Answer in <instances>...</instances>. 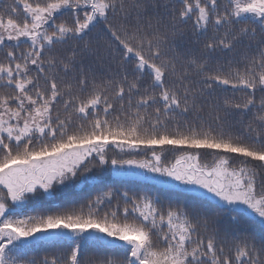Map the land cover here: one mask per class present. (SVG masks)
Listing matches in <instances>:
<instances>
[{
    "label": "snow or ice",
    "instance_id": "1",
    "mask_svg": "<svg viewBox=\"0 0 264 264\" xmlns=\"http://www.w3.org/2000/svg\"><path fill=\"white\" fill-rule=\"evenodd\" d=\"M189 24L207 37L200 55L177 50ZM237 49L211 67L213 54ZM233 114L252 115L244 132L225 131ZM130 180L158 187L122 190ZM74 182L103 191L25 211ZM45 245L60 251L30 256ZM93 246L122 255L86 261ZM0 264H264V0L0 9Z\"/></svg>",
    "mask_w": 264,
    "mask_h": 264
},
{
    "label": "trees",
    "instance_id": "2",
    "mask_svg": "<svg viewBox=\"0 0 264 264\" xmlns=\"http://www.w3.org/2000/svg\"><path fill=\"white\" fill-rule=\"evenodd\" d=\"M10 3V0H0V9L6 8L7 5ZM161 14H163V10H161ZM22 14L17 16V19H22ZM168 21L165 20V23ZM185 32L186 37L184 39H177V50L186 54H197L200 55L202 52V45L204 41L207 39V37H195L191 33V24L185 26ZM209 35H212V33H209ZM93 43L98 44L101 47V50H103L104 47V39L102 36H99L97 34H93ZM199 40V43L197 44L195 41ZM255 47V45H253ZM243 49H237L234 53H226V52H217L213 54L210 58V65L211 67L215 68L220 65L227 66V62L230 59H238L240 52ZM129 74L132 73V68L129 67L127 69ZM146 83V81H145ZM224 93H217L216 97H212L211 99L213 101L216 100L217 97H219L221 106H222V98ZM209 109H205L204 112L200 113V115L203 117L204 122L207 124H212L213 127H216L215 122L209 117L208 115ZM223 115V113H221ZM252 120V115L248 114L246 116H239L236 114H233L229 117H227V123L224 125L225 131H231L234 134L240 133L245 131V125ZM177 121L180 123L181 126L186 127L187 124L192 125H199L201 121L196 120L194 117H189L187 124L183 119L177 118ZM204 152V150H201ZM143 158V157H140ZM203 162H210L211 156L210 155H202L201 156ZM167 160L174 161V154L172 152H169L166 154ZM100 176L105 177V183L109 186L114 187H121V183L118 178L112 177L110 173L108 172H101L99 173ZM115 180L116 183L113 185L112 181ZM158 186H149L145 185L141 181H127L123 182L122 190H128L130 192L136 193H143V192H150L154 193L156 191V188ZM98 191H103L102 188L97 189H86L85 187L79 185L78 183H72L68 185L63 191H58L56 196L54 198H39L35 203L30 204L28 208L25 209V211H29L32 209H44L48 210L49 208H52L53 206H59L62 208H71V207H79L80 204H83L87 201L89 196L92 198L95 197L96 193ZM114 206V205H113ZM257 233H259V229H256ZM60 251L59 247L51 246V245H45L44 247H38L30 252V256L39 259H42L44 256H50L54 252ZM122 253L119 249H106L102 246H93L90 247L86 252L83 254L84 259L87 261L89 259L95 260V261H101L105 257H119Z\"/></svg>",
    "mask_w": 264,
    "mask_h": 264
},
{
    "label": "rangeland",
    "instance_id": "3",
    "mask_svg": "<svg viewBox=\"0 0 264 264\" xmlns=\"http://www.w3.org/2000/svg\"><path fill=\"white\" fill-rule=\"evenodd\" d=\"M201 162H203V161H202V158H201ZM210 162H211V161H210ZM210 162H209V163H210Z\"/></svg>",
    "mask_w": 264,
    "mask_h": 264
}]
</instances>
